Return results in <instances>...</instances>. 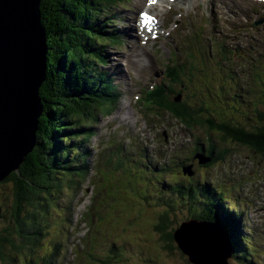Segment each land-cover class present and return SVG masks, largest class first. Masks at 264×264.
<instances>
[{
    "label": "rangeland",
    "instance_id": "rangeland-1",
    "mask_svg": "<svg viewBox=\"0 0 264 264\" xmlns=\"http://www.w3.org/2000/svg\"><path fill=\"white\" fill-rule=\"evenodd\" d=\"M142 1L137 2V0H133L131 3V0L125 4L117 6L118 10L112 9L113 12L110 14V16L113 15L112 19L113 22H110L109 19H107L108 23V33L114 28V23L117 24V27L119 29H122L125 33L123 34L124 43L123 45L120 44V47H111L109 49H106V54L108 55L110 63H106L104 68L106 69V73L108 75H105L103 72V69L100 70V66H102V62L100 60H97L95 62L97 68L96 71H94L95 75H97L99 78H92L88 76L91 69H89L87 66L86 68H83V77L79 78L77 81V84L79 83V80L87 79L86 83L87 86H89V90L93 91L94 93L100 94L101 96H105L104 93H102L101 89L99 91V85L103 83L102 79H105L107 85H117L119 91L115 88H113V95H120L118 101L116 103H106L103 102V107L110 111L108 113H104L97 117L96 122L94 123V127L97 129H100V132L96 131L94 129V135L95 133L100 138V143L98 145H104L108 142V133H110V130H106V124L114 123L112 125V128H116L119 125H125L123 128L130 130L131 135L135 139L134 145L140 144L141 148L144 150L143 153H146L150 155V152L153 148L159 147L162 148V150L159 151L161 155V160H157L154 163V168L160 169L163 168L161 171L167 172L166 168H170V165H178L180 164V161L177 159L178 156H187L189 158V155H193V157L200 158L199 163H204L206 167L209 169H205L206 174L208 177H212L213 179H219L222 177H226L227 180H232L236 186L241 185L239 190H233L231 189V196L225 197V199L228 202H223L225 205H228V210L226 212H229L230 214L237 213L236 216L239 218L240 212L242 211L244 215L242 216V220L244 225L241 223L240 229L245 227L247 231L245 230L246 234L253 233L254 239L257 240L259 237V231L264 230V150H261L256 146L255 144L249 143V142H236L232 141L230 138H224L225 134L222 131L221 127L217 123V119L223 117L222 113L218 110L217 106L215 105V102L208 100L206 97L207 90H208V84L206 83L208 81L207 78L199 80L198 84L200 85V92L193 95L191 92H188V95L180 92L181 96L180 99H188L186 100V108H188L191 104L194 108L191 111V115L195 117V120H193L194 127H190L191 129H188L187 127H184L185 125L178 123L173 117H171L169 114L163 112L162 110H159L157 106H155V103H151L150 106L152 107V110H148V108L145 106V115L143 118L139 115L138 111L142 110L143 107L137 108L136 110L133 108L136 106V101L133 99V97H129L130 91L129 89L138 87L137 84H143L144 87L148 83L151 87H154L155 79H159L162 77L163 73V67L161 66V63L158 62L159 59H162L164 57H158L155 55H152L149 59L150 66L153 68L152 72L149 73L148 76L145 71H148L147 69H140L139 67H145L142 61H135L133 66H129V62L133 61L135 59V53L133 52L135 45L137 43L136 36L137 34L136 29L135 32H132V28L129 25V21H126V18H128L127 14L133 15L135 18L138 17L136 15L137 10V3H142ZM147 2V0H145ZM255 4L251 5L250 9H255V13H251L250 17H247V20L245 22L253 23L254 27L251 29L255 36L260 37L259 39H256L255 41H252L249 35L245 34H236L234 30L230 29L228 34L232 38L239 37L241 35H244L246 37L247 42L249 44L255 43L258 40V48L262 52V57L264 58V23L262 24H256L254 23L256 20H263V14H264V1L260 2H254ZM134 6V7H133ZM110 5L103 4L102 10L107 13L110 9ZM249 9V10H250ZM190 12H195L194 10H191ZM121 14V15H120ZM208 14V11L206 12ZM124 18V20L121 19L122 23H120L119 17ZM169 21H172L170 18ZM258 32L261 34H258ZM263 35V36H262ZM157 48H161L158 44L156 46ZM164 56H167V52L161 49ZM144 55V54H143ZM242 63L247 64V68H241L243 77L250 78L253 71V63L250 61H244L242 60ZM137 66V67H136ZM249 67H252L250 69ZM133 69V72L129 69ZM239 64L236 66V69H239ZM143 71V72H142ZM237 72V71H236ZM131 73H134L135 76H133ZM153 74V75H152ZM155 75V76H154ZM154 76V77H153ZM111 79V80H108ZM153 80V81H152ZM95 81V82H94ZM227 78L225 76V71L221 70L218 72V79L214 81V88L212 90L213 93L216 94V88L217 86H222L225 83H227ZM253 86V85H252ZM93 89H92V88ZM260 97V95H258ZM258 100H262V98H259ZM144 102V101H143ZM180 102L183 104V100H180ZM145 103V102H144ZM116 106V107H114ZM119 106V107H118ZM120 109H118V108ZM168 109L174 114L177 115L172 108ZM112 111V112H111ZM119 111L120 114H119ZM208 112V114L212 115V118H205V113ZM155 113H160V118L155 116ZM100 114V110H96V115ZM123 116L126 117H133L129 121L131 125H129L127 122L123 121ZM95 117V116H94ZM181 117V118H180ZM228 117V116H227ZM240 117V114H237L236 112L233 115V118L237 120ZM96 118V117H95ZM178 118L186 120V116L181 113ZM214 123H213V120ZM123 121L124 123H122ZM134 124L136 125V128H134ZM222 125H228L227 121L221 122ZM205 126L206 128H211L214 125V130H212L214 135V140H218L216 136L219 137L221 144L225 146V153L220 158L219 161H217L215 164H218V166L211 167L209 163L217 158V155L219 154L220 150L222 149L221 146L213 145L212 148L215 149V151H210L207 153L204 157L200 154L194 151L195 145L197 143L195 142V139H199L200 143H202L204 140H207L205 133V129H202L200 126ZM254 125L257 126L258 129L263 128L264 124L259 122L257 119L254 121ZM165 126V127H164ZM232 127L231 125H229ZM230 127H223L224 129L228 130ZM234 128V127H233ZM236 128V127H235ZM220 130V131H219ZM160 131L164 136L170 137L169 144L165 147H163L165 144L162 141L156 142L154 140V136L156 132ZM124 130L118 131V135L120 137L123 136ZM207 132V131H206ZM130 134L126 136V141H128V145L124 148L130 149V155L134 157L135 154H133L135 150L137 151L139 148L137 146H134L135 149L131 146L130 142L131 137ZM93 135V136H94ZM91 136L87 137L84 135V131H80V137L79 140L85 144L86 148L92 149V140ZM209 137V135H208ZM96 140V139H94ZM125 142V141H124ZM206 143H208L206 141ZM181 145L187 147L188 149H184V154L176 153L175 155L169 154L173 147H182ZM140 147V146H139ZM206 151L209 150V147ZM117 150L121 152V147L117 146ZM99 150L96 149L93 151V155L95 157V161L97 158ZM137 153V152H136ZM192 153V154H191ZM216 153V154H215ZM170 156L168 161H166L167 156ZM103 154H99V164L97 167L93 168V158L89 157L87 160L88 167L91 169L89 170V174H86L85 177H83L79 184H77L75 187H70V189L67 190V192H64L61 196H57L58 199V206L60 208V215L57 214L51 216L56 218L57 222L56 224H53L52 227H50L49 232H55L54 236L52 237V234L49 233L48 235L43 236L44 241L46 243H67L69 246L66 245V250H62L60 252L61 258L63 262L61 264H73L72 259L74 254L71 252L75 248L76 245H81L84 242V250H80L78 253L85 257V259L82 260L83 264H121V260L118 257H112L111 259H100L104 257V252L107 251L109 248H114L115 250H120L122 247H120V243H117L114 237L110 236L109 233H106L107 231V225L110 229L114 230V235H117V237L127 243L131 244V246L135 245L139 237L143 238L142 240L144 242H147L149 244V249L151 253L149 255L142 253L145 252V249L143 247V244H141L139 255L143 256V260H138L136 258V255L132 250H127L126 248L123 250L124 254L122 256L124 257L123 264H149L147 262L150 261L151 257L156 260V243H158V240L156 241V234L154 233V225L156 223V216L161 214L163 212V206L162 204L163 200H159L158 197H148L151 199V206L155 207L156 212L155 213H147L146 209L144 207L143 201H141L139 198H133L137 194H139V190L136 188L133 180H126L124 178H120L119 173L114 172L113 170L110 171H104L102 172L106 177V172H110L112 175V180L116 181L118 179L122 180V183L119 184L117 182H112L109 187L106 185H101L104 181L100 180L99 178L95 177V170L96 168L105 169L106 165L103 163ZM113 160L118 159V154H113L111 156ZM166 161V162H165ZM130 163H136V158L132 159ZM125 165L128 166L125 162ZM193 161H187L183 164V167L187 170H194L196 171V167L193 166ZM180 168H176V170H173L171 175L176 173L179 175ZM142 171V167L140 164L131 167V172L134 174H137L141 176L140 172ZM146 171V170H145ZM147 172V171H146ZM195 174V173H194ZM193 174V175H194ZM141 179V177H139ZM176 179H180V176H175ZM246 178H248L246 180ZM107 179V177H106ZM110 179V180H111ZM195 183L200 180L204 187V180H207L206 177L202 178L199 173L195 175ZM242 179H245L246 182L242 183ZM108 180V179H107ZM183 181H186V179H183ZM169 181H172V178H170ZM123 185H126L128 187V191L126 193L130 194V197H124L119 198L121 196V193L126 191V188H123L121 190V187ZM160 187H165V183H158ZM198 186H201V183H198ZM157 187V186H156ZM243 189L241 190V188ZM12 188L13 185L10 183H0V206L2 203H6L7 200H4L5 197H12ZM236 188V187H235ZM110 192V196L107 194V192ZM160 190L152 189L149 191L150 194H160L162 195L164 192H161ZM67 193V194H66ZM255 196V197H254ZM250 201H254L255 204L253 208H250L251 212L249 210L243 209L242 202L246 199ZM196 201L191 202L187 199V201H177L175 203V206L173 210H171V216L173 218L171 219L174 223V227L177 229L180 228L184 223L189 222L187 219L189 217L188 210L185 204H189L194 206V204H197V208H204L202 206H205L206 204H202V199L197 196ZM238 204V207L240 210L235 209L233 205L231 204ZM202 204V205H200ZM252 205V204H251ZM95 207V210H91L92 213V220L91 222L86 226L85 223H83L84 218L86 217V210L89 208ZM152 207H146L147 210H153ZM255 210H263L260 212H256ZM98 211V213H97ZM100 211H104V213H107V216H99ZM170 211V210H169ZM190 213H193L192 210H190ZM54 214V212H52ZM50 217V218H51ZM49 218V219H50ZM48 219V221H49ZM53 221V220H52ZM51 221V223H52ZM114 221H119V224L116 225ZM4 222V219H2V223ZM10 222V220H8ZM50 223V225H51ZM113 223V224H110ZM99 231L98 237L96 236L95 232ZM250 231V232H249ZM248 232V233H247ZM251 236V235H249ZM81 247H83L81 245ZM124 247V246H123ZM258 249L262 251V259L264 258V241L262 243L258 244ZM137 248V247H136ZM231 248V247H230ZM62 249V247H61ZM64 251V253H63ZM226 251V250H225ZM128 254V256H127ZM81 257L78 256L77 261H81ZM257 262V261H256ZM229 263L236 264V260L234 256L229 260ZM150 264H154L153 261H150ZM176 264H185L184 259L180 262L177 261ZM247 264V263H244ZM259 264V262H258Z\"/></svg>",
    "mask_w": 264,
    "mask_h": 264
},
{
    "label": "trees",
    "instance_id": "trees-1",
    "mask_svg": "<svg viewBox=\"0 0 264 264\" xmlns=\"http://www.w3.org/2000/svg\"><path fill=\"white\" fill-rule=\"evenodd\" d=\"M127 1L130 0H41L42 24L49 46L48 76L40 90L44 111L37 131L36 147L26 157L20 170L3 182L10 183L13 188L12 197H5L7 202L0 206V264L62 263L58 262L60 252L64 250L63 245H69L52 242L49 247L53 251L50 253L40 245L41 238L46 235V231L48 236L49 233L54 236L49 232L51 225L48 219L53 216V211L60 210L57 196L67 192L70 187H75L86 176L78 168L79 164L85 165V159L88 158L87 149L83 146L80 149L83 144L79 140L80 131L84 129V123L92 121L96 110L103 106L102 96H97L88 89L87 79L79 80L78 84L77 81L83 77V68H93L91 61L100 60L104 65L106 62H103L102 56H107L106 49L119 43L122 37H118L115 31L112 33L111 30L109 33L114 41L108 38L106 31L109 32V26L105 21L110 19L113 7L125 5L123 3ZM103 4L111 6L107 13L101 9ZM161 107L167 108L163 104ZM260 112L234 121L222 117L223 122H228L223 127L232 126L226 130L219 125L225 134L224 138L249 142L264 150V127L258 129L254 125L255 119L264 124V113ZM157 115L160 117V113ZM84 133L88 135L87 132ZM65 141L67 142L64 143ZM84 167L83 169H88L87 165ZM183 187L182 184L168 186L171 191L182 192V196L185 193L196 198L200 193L184 192ZM211 190L207 184L202 190V197L205 199L201 203L206 204L202 206L203 210L196 209L197 204H194L195 207L185 204L193 212L187 220L196 219L222 226L236 264H264L262 251L251 247V241L242 234L240 224L236 223L237 213L226 212L227 204L224 209L225 194H228L226 188H220V191L217 188L219 196L216 189ZM185 197L183 196V201L187 200ZM172 202L174 200L166 203L171 205ZM170 213L163 210L154 226L156 241L158 240L155 246L157 264H176L183 259L185 264H190L174 240L176 228ZM263 241L264 238L260 243Z\"/></svg>",
    "mask_w": 264,
    "mask_h": 264
},
{
    "label": "water",
    "instance_id": "water-1",
    "mask_svg": "<svg viewBox=\"0 0 264 264\" xmlns=\"http://www.w3.org/2000/svg\"><path fill=\"white\" fill-rule=\"evenodd\" d=\"M48 51L41 0H0V183L37 145ZM174 240L190 264H230V243L218 224L189 221Z\"/></svg>",
    "mask_w": 264,
    "mask_h": 264
},
{
    "label": "bare ground",
    "instance_id": "bare-ground-1",
    "mask_svg": "<svg viewBox=\"0 0 264 264\" xmlns=\"http://www.w3.org/2000/svg\"><path fill=\"white\" fill-rule=\"evenodd\" d=\"M184 1V0H183ZM197 0H186L185 2H183V6L184 5H187L188 3H190V2H196ZM198 1H202V2H206L207 0H198ZM212 1H216V0H209V3H212ZM246 3H248L246 0H244ZM124 2V1H123ZM122 2V3H123ZM133 2V0H131V3ZM179 2H180V0H179ZM237 2H239L238 0H224V3H225V5L228 7V9H230V10H232V8L234 7V5H235V3H237ZM128 3V1L127 2H125V3H123V4H127ZM142 4H144L145 5V1L143 0V2L142 3H137V9H140L141 7H142ZM161 6H164V5H161ZM159 7V8H172V6H170V5H168V6H170V7ZM134 7V6H133ZM157 7V6H156ZM214 11H216V8H214ZM158 12H161L160 10H158ZM234 12H236L235 10L234 11H231V13H233V15H235V13ZM161 13H163V11L161 12ZM121 15V14H120ZM126 15L128 16V18H126V21H129V25H130V27L132 28L131 30H132V32H135V26L138 24V22H136V20H135V17L133 16V15H130V14H127L126 13ZM122 20H124V18H122ZM256 24H259V23H256ZM250 27V24L249 25H246L245 26V28H249ZM116 30H117V36L118 37H122V39H124L123 38V34L125 33V32H123V30L122 29H119V28H116ZM102 33H104V31L102 30L101 31ZM206 44V46H210L211 44L210 43H205ZM240 44H241V46H240V49H241V51H244V47H243V42L242 41H240ZM139 45L141 46V47H146V46H144L141 42H139ZM49 47V46H48ZM100 47H101V44L100 45H98L97 46V48L98 49H100ZM139 50L140 51H143V49H138V47L137 46H135V48H134V50H133V52L135 53V57H136V59H137V63H138V61L140 60V61H142L143 62V64L146 66V62H145V60H143L140 56H141V54L139 53ZM144 54H147L148 56H150L149 54H148V50H147V48H145V50H144ZM106 57L108 58V55L107 56H102V60H103V62H106V63H110V61H109V58L108 59H106ZM105 63V64H106ZM133 63H135V62H133ZM105 64L103 65V72H104V74L105 75H108L107 73H106V69L104 68V66H105ZM148 66V69H149V71H145L146 72V74H147V76H148V74L149 73H151L152 71H153V68L152 67H150L149 65H147ZM140 69H142L143 71H144V69H146V67H139ZM142 71V72H143ZM133 72V71H132ZM152 73H154V74H156L155 72H152ZM133 76H135L134 75V73H131ZM153 75V74H152ZM108 76H110V75H108ZM155 76V75H154ZM153 76V77H154ZM95 82V81H94ZM106 83V82H105ZM107 84V83H106ZM131 87V86H130ZM107 87H105L104 86V89H106ZM110 88H118L117 87V85L115 84V85H113L112 87H110ZM143 88H145V89H147V90H151V86L150 85H146V87H143ZM129 91H130V93H131V91H132V88H130L129 89ZM157 92V91H156ZM155 93V92H154ZM142 94V93H141ZM141 94H138L137 96L139 97V98H141V97H143V96H141ZM106 99H108L109 101H111L112 103H116L117 101H118V98L117 97H114V96H108ZM135 99H138L137 97H135ZM154 100H152V102H153ZM157 101V100H156ZM242 101V100H241ZM243 102L247 105V100L246 99H243ZM114 107H116V106H114ZM119 107V106H118ZM117 107V108H118ZM121 108V107H120ZM120 108H118V109H120ZM145 106H143V108H142V112L143 113H145ZM149 110H152V107L151 106H149ZM119 114H120V112H119ZM158 113H155V116H157V117H159L158 115H157ZM101 115L100 114H98V115H95V117H94V119L92 120V121H88V122H86V123H84L85 124V127H83L84 129H83V131H85V132H87V134L88 135H85V136H87V137H89V136H91L92 135V137L91 138H93V140H92V149H87L86 151L87 152H89L90 150H91V152H93L95 149H96V147H97V145L100 143V138L98 137V135L95 133V135H94V129H96V131H98V132H100V129H97L96 127H94V123H98V122H96V120H97V117H100ZM135 116H133V117H126V116H123V121H125V122H127L129 125H131V123H130V119L131 118H134ZM160 118V117H159ZM82 131V132H83ZM85 134V133H84ZM94 135V136H93ZM94 139H96V140H94ZM120 141H121V138L119 139ZM80 144V143H79ZM82 146L83 147H85V144H81V147H80V149L82 148ZM86 148V147H85ZM179 152V150H178V148L177 147H173L172 148V150L170 151V154H176V153H178ZM121 160V159H120ZM157 160H160L157 156L156 157H154V163L157 161ZM121 162V161H120ZM132 166V165H131ZM145 170L148 172L149 171V169H148V167H145ZM147 175H148V177L150 178L151 177V175H150V173H147ZM160 180V179H159ZM224 204V203H223ZM223 207H224V209H226L227 207H226V205L224 204L223 205ZM243 222V220H241V218H238L237 220H236V223H238V224H240V226H241V223ZM243 225H244V223H242Z\"/></svg>",
    "mask_w": 264,
    "mask_h": 264
}]
</instances>
